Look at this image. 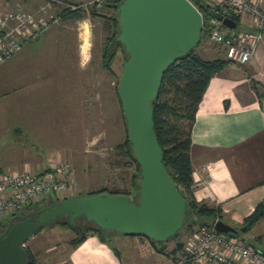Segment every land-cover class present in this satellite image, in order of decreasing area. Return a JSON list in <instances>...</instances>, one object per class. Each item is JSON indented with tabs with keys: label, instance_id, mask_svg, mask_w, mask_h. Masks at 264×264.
<instances>
[{
	"label": "crops",
	"instance_id": "1",
	"mask_svg": "<svg viewBox=\"0 0 264 264\" xmlns=\"http://www.w3.org/2000/svg\"><path fill=\"white\" fill-rule=\"evenodd\" d=\"M15 2L29 10L41 4L40 0ZM98 20L85 10L65 13L0 64V109L5 119L0 129H10L12 134L23 129V136L40 145L18 144L14 140L18 136L12 137L0 174L24 168L39 174L52 164L53 150L66 146L77 191L112 188L109 184L129 186L135 165L117 147L125 138V126L122 135L117 120L115 126L102 130L103 46L96 51L93 38ZM242 31L254 28L248 23ZM197 52L224 58L208 43H201ZM118 106L119 113V101ZM190 136L195 199L219 207L220 218L239 227L264 200V44L256 45L247 63L230 62L209 79ZM105 142L112 143L116 159L98 160ZM68 231L63 236L66 264H172L178 248L177 238L173 244L168 240L153 244L142 234L116 233L106 242L92 232L72 245L68 240L75 234ZM240 236L264 250V216ZM38 248H30L36 257Z\"/></svg>",
	"mask_w": 264,
	"mask_h": 264
},
{
	"label": "water",
	"instance_id": "2",
	"mask_svg": "<svg viewBox=\"0 0 264 264\" xmlns=\"http://www.w3.org/2000/svg\"><path fill=\"white\" fill-rule=\"evenodd\" d=\"M105 6V5H104ZM103 6V7H104ZM116 8L118 34L126 54L117 85L130 149L139 166L135 199L125 192L81 191L47 198L26 210L10 215L0 230V264H27L24 242L43 227L67 218L80 231L83 222L103 229L107 235L142 234L166 241L185 222L187 202L163 162V151L153 125L152 102L163 73L200 42L203 18L190 0H120ZM209 14L234 29L228 17L209 9ZM214 228L230 235L239 229L221 218Z\"/></svg>",
	"mask_w": 264,
	"mask_h": 264
},
{
	"label": "built area",
	"instance_id": "3",
	"mask_svg": "<svg viewBox=\"0 0 264 264\" xmlns=\"http://www.w3.org/2000/svg\"><path fill=\"white\" fill-rule=\"evenodd\" d=\"M0 2V64L17 53L22 46L37 38L65 13L89 11L119 0H40L35 10H29L14 0ZM209 9L224 17L238 15L247 18L254 31L226 30L221 20L202 13V29L208 39L221 49L224 59L245 64L258 43L264 44V0H204ZM229 29V28H228ZM54 157L52 164L39 174L24 168L0 174V220L20 212L47 198L49 193L73 192L76 183L71 164ZM67 196V195H66ZM210 224H198L189 232L182 245L172 255V264H264V250L240 235H230Z\"/></svg>",
	"mask_w": 264,
	"mask_h": 264
},
{
	"label": "trees",
	"instance_id": "4",
	"mask_svg": "<svg viewBox=\"0 0 264 264\" xmlns=\"http://www.w3.org/2000/svg\"><path fill=\"white\" fill-rule=\"evenodd\" d=\"M190 1L201 11V13H208L209 7L204 3V0ZM106 8L111 10L109 15L103 13ZM89 13L92 16L100 17L104 21V29L108 33V36L105 38L102 49V67L106 72L113 74L111 63L117 50L119 48H122L123 50L122 45L114 41L118 34L116 8L111 7L110 4H106L101 8H90ZM228 18L238 26L240 22V17L238 15L231 14L228 15ZM204 37H207V32L202 29L199 44L196 45L187 55L169 65L163 73L156 98L152 102L153 125L157 139L163 151V162L178 188L185 193L187 202V213L184 225L167 240L177 238L180 230L184 227L188 228V231L191 232L194 230L195 225L197 226L201 223L210 224L221 217L219 207L210 206L206 202H199L193 195L192 165L189 151L191 145L190 133L195 118V112L203 93L205 92L209 79L230 63L229 60L221 57L207 58L199 54L196 48L202 43ZM117 82H119V76ZM118 101L121 117L125 126V138L121 143L117 144V147L121 148L122 154L134 163L135 169L131 175L129 187L105 189L110 192H125L131 194L132 190H135L136 187L139 166L130 149L126 123L119 97ZM105 189L102 188L100 190ZM135 197L134 193L131 198L135 199ZM263 216L264 200H261L254 206L252 211L244 217L243 222L239 227L245 225L243 231H246ZM6 218H8V216ZM75 221L82 225L81 231L77 227L72 226L67 218L59 219L56 222V224L69 227L74 232L75 235L68 240L72 245L78 244L90 232L96 233L100 239L106 242H109L112 234H116L111 233L110 235H107L103 229L98 228L93 224L83 222L80 217L76 218ZM3 226V221H0V228ZM243 231L239 232L242 233ZM148 239L153 244L163 242L155 241L150 238ZM181 245L182 241L177 240L176 247H180ZM26 248L29 254L27 264H38L35 254L30 248Z\"/></svg>",
	"mask_w": 264,
	"mask_h": 264
},
{
	"label": "rangeland",
	"instance_id": "5",
	"mask_svg": "<svg viewBox=\"0 0 264 264\" xmlns=\"http://www.w3.org/2000/svg\"><path fill=\"white\" fill-rule=\"evenodd\" d=\"M86 1V0H85ZM0 2L5 3V0H0ZM11 6H14V0L11 1ZM88 11V10H87ZM106 15H109L111 13V10L109 8L104 9V12ZM247 18H244L242 21L240 20L238 26H236V28H234L233 30H237V31H242L244 26H248L247 23ZM227 31H229L230 29L226 28ZM93 38H94V48L96 49V51L101 50L102 46H104V42H105V38L108 36V33L105 31L104 29V21L103 19L98 20L97 23H94L93 26ZM202 43H208L209 45H212L213 47H216L219 49V47H217L216 45H214L209 39L208 37H204ZM197 50V48H196ZM220 52L221 49H219ZM126 61V54L125 52L122 50V48H119L115 54V57L111 63V67L113 70V74H110L108 72H106L104 70L103 72V78H102V82H103V111H104V118H103V123L102 126L105 132V129L107 127H111V126H115V122L117 120V122L119 123L120 129H121V135L123 133V129H124V123H123V119L121 117V111L118 113V101L116 98V87H117V80H118V76L120 75L121 71H122V67L124 62ZM99 91H101V89L99 88ZM99 99V96H98ZM1 109H0V126H1V122H4V118H1ZM117 112V119L115 116V113ZM23 132H25V130L23 129H17V132H11L10 129H0V165H1V161L2 158H7L9 157V150L7 144H9L10 141H13L12 137L18 136L16 139V142H18V144L22 143V144H26L28 145L29 143H31L30 141H33L31 144L33 145V147H38L40 145H38L36 143V141L31 140L30 136L25 137L23 136ZM16 134V135H15ZM104 134V133H103ZM13 135V136H12ZM112 143H106L104 145V148L102 149V152L99 153V159H101V161H106L107 158H112V159H116L118 157V155L115 154V148L111 145ZM66 147V146H65ZM64 146H58L55 150H53V155L54 157L58 156L66 159L70 164L72 163L71 158H70V150L69 148H65ZM72 166V165H71ZM73 169V168H72ZM117 169H115L114 171H116ZM119 170V169H118ZM130 185V184H129ZM115 185L109 184V187L112 188H120V187H114ZM129 187V186H128ZM81 191H77V187L73 192L68 193L67 191L64 193V195L68 196V195H74V194H78ZM135 193V190H132L131 192V196ZM53 196H59V194L57 193H53ZM7 220L6 217L2 218L0 221H3V223H5ZM196 227V225L194 226ZM235 227V226H234ZM236 228H240V227H236ZM70 230L67 226L61 225V224H55L53 226H48V227H43L38 231V235L26 240L24 242V245L28 248H34L36 246H38L39 248L37 249V261L39 264H52L50 263V261H60L62 263L60 264H66L64 259H65V251H64V241L65 239L63 238L64 234L68 233ZM241 231V230H239ZM189 234L188 228H182L177 236V239L179 241H184V239L186 238V236ZM142 240H144V237H141ZM169 242L167 244H173L175 241V238L169 239ZM49 246H53L52 249H49L48 251V247ZM35 253V252H34ZM49 262V263H48ZM59 264V263H58Z\"/></svg>",
	"mask_w": 264,
	"mask_h": 264
},
{
	"label": "flooded vegetation",
	"instance_id": "6",
	"mask_svg": "<svg viewBox=\"0 0 264 264\" xmlns=\"http://www.w3.org/2000/svg\"><path fill=\"white\" fill-rule=\"evenodd\" d=\"M29 208H30V207H29ZM26 209H28V208H26ZM26 209H24V210H26ZM2 228H3V227H1L0 230H2Z\"/></svg>",
	"mask_w": 264,
	"mask_h": 264
}]
</instances>
